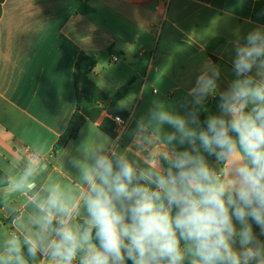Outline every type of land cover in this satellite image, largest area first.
I'll list each match as a JSON object with an SVG mask.
<instances>
[{
	"label": "clouds",
	"instance_id": "9594fccd",
	"mask_svg": "<svg viewBox=\"0 0 264 264\" xmlns=\"http://www.w3.org/2000/svg\"><path fill=\"white\" fill-rule=\"evenodd\" d=\"M231 46L226 89L205 60L190 99L117 117L115 137L91 122L60 148L67 181L38 156L6 169L0 264H264V26Z\"/></svg>",
	"mask_w": 264,
	"mask_h": 264
},
{
	"label": "crops",
	"instance_id": "0c3cea01",
	"mask_svg": "<svg viewBox=\"0 0 264 264\" xmlns=\"http://www.w3.org/2000/svg\"><path fill=\"white\" fill-rule=\"evenodd\" d=\"M257 26H264V0H0V178L38 156L53 178L67 181L70 165L57 145L75 112L83 123L66 145L91 122L133 120V111L138 118L157 98L190 99L205 60L220 66L226 89L234 78L231 41ZM81 54L96 61L87 76L101 110L93 118L77 111ZM217 102L207 100L211 113Z\"/></svg>",
	"mask_w": 264,
	"mask_h": 264
},
{
	"label": "trees",
	"instance_id": "16d2710c",
	"mask_svg": "<svg viewBox=\"0 0 264 264\" xmlns=\"http://www.w3.org/2000/svg\"><path fill=\"white\" fill-rule=\"evenodd\" d=\"M96 61L93 57H90L86 54H81L75 64V77H76V85H77V111H84L88 117H92V112H97L99 114L101 110L94 107L96 104V99L92 98L87 91L88 79L87 76L89 72L95 67ZM118 95H116L114 99H117ZM103 100H107V97L102 98ZM90 108V109H89ZM83 120L80 118L77 112H75L72 117L67 130L60 137L57 148L64 147L67 143L71 142L76 138ZM102 130L109 136L115 137V125L111 120H106Z\"/></svg>",
	"mask_w": 264,
	"mask_h": 264
},
{
	"label": "built area",
	"instance_id": "2783aa9c",
	"mask_svg": "<svg viewBox=\"0 0 264 264\" xmlns=\"http://www.w3.org/2000/svg\"><path fill=\"white\" fill-rule=\"evenodd\" d=\"M119 60V58L117 56H113L111 61L112 62H117ZM117 117L119 116H110V120L116 124V131L120 132L122 130V126L120 123L117 122ZM121 121H126L125 119H123L122 117H120Z\"/></svg>",
	"mask_w": 264,
	"mask_h": 264
}]
</instances>
